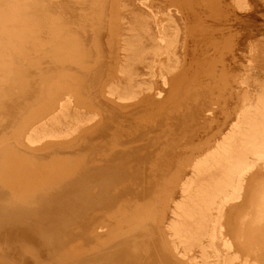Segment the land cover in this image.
<instances>
[{"label": "rangeland", "instance_id": "374dc122", "mask_svg": "<svg viewBox=\"0 0 264 264\" xmlns=\"http://www.w3.org/2000/svg\"><path fill=\"white\" fill-rule=\"evenodd\" d=\"M119 1L68 0L89 30L88 55L79 49L80 37L68 16L59 21L51 15L63 11V0H47L42 9L46 17L32 27L16 23L18 33L12 36L8 30L14 24L0 25V79L12 87L7 99L0 91V216H6L5 223L0 222V264H177L162 254L158 239L143 224L140 232L145 229L149 242L140 234L136 242L113 244L107 219L116 216L123 226L122 219L134 210L131 203L116 205L119 197L110 184L92 185L97 168L108 167L132 135L159 134L161 139L142 136L144 156L153 160L141 166L153 174L148 168L158 161L157 155L173 158L171 165H161L151 196L163 204L187 159L213 142L221 128L227 131L238 107L254 103L264 90V0H246L244 9L234 0H123L128 50L117 85L120 95L133 100L115 103L105 96V87L120 56ZM176 9L178 22L184 24V34L178 36L183 43H176L172 57L179 63L159 73L155 65L166 62L167 55L159 52L152 18L162 19ZM38 89L40 94L33 98ZM60 93L71 94L78 105L96 112L97 124L72 142L26 149L20 141L26 124L46 114L51 98ZM259 168L264 172L263 165ZM71 189H76L74 196ZM52 207L58 209L49 211ZM136 209L138 216L141 207Z\"/></svg>", "mask_w": 264, "mask_h": 264}, {"label": "bare ground", "instance_id": "6f19581e", "mask_svg": "<svg viewBox=\"0 0 264 264\" xmlns=\"http://www.w3.org/2000/svg\"><path fill=\"white\" fill-rule=\"evenodd\" d=\"M63 1V11L58 13L51 11V15H55L54 18L59 21L68 16V21L74 24L75 34L80 37L79 49L88 55L92 49L88 39L89 30L87 27H83L85 21L79 16L77 6L72 7L70 6L72 2ZM246 3V0H234V5L239 9H244ZM47 6V0H0V25L14 24L12 31L8 30V35L17 34L18 30L13 29L16 28V23L21 22L28 27L36 25L37 21L39 22L40 19L46 17V9H42L47 8ZM124 7L123 0H120L116 9L118 13L116 19L119 18L117 22L120 27L119 52L117 54L120 53V56L116 61L113 77L105 87V96L119 105H128L130 100H133L125 97L126 95L122 96L123 93L120 95L119 84L117 85L118 79L124 73L125 53L128 50L124 32ZM178 12L176 9L166 14V17L162 19L158 16L152 18V20L154 19L153 29L159 43V52L167 55L166 62L164 60V63L155 65L159 73L162 72L163 67H167L169 70L175 66L176 63L172 59L173 55L175 56L174 47L178 46L177 42L183 43V40H180L178 36L184 30L182 29L184 24L178 22L181 20V15H178L180 12ZM20 13H23L22 20ZM180 28L182 29L181 32ZM21 31L25 32V29L23 28ZM2 32L0 30V34ZM42 34L46 35V32ZM41 39L37 37V40ZM52 49L53 45L49 44L47 50L51 52ZM237 77L234 75V81H237ZM0 80V91L3 90L4 98L7 99L10 97L12 87L5 82V78ZM80 82H82V78H80ZM39 91L41 89L32 92L33 98L40 94ZM147 96L145 95L146 98ZM254 101V103L249 102V104L239 106L235 111L236 119L228 130L221 128L219 136L213 142L204 144L198 154L195 153L196 155L187 159L184 167H180L181 173L176 178L174 188L177 189L173 190V188L170 194H167L163 204L158 203L151 196L155 190V180L161 165H169L168 163L171 165L173 158L170 159L171 156L168 157L166 154L168 158L165 159L155 154V157L157 155L155 159L158 161H155L152 166L149 165L148 168L153 174L147 173L145 167L141 165L149 164V158L152 156H144L146 155L143 152L145 149L142 150V147L145 146L146 142L141 141L142 134L132 135L129 141L121 145L120 150L114 153L108 167L97 168L92 185L100 187L106 183L110 184L114 196L119 197L115 200L116 205L131 203L130 207H133L134 210L129 213L128 218L122 219L126 223L123 226L120 225L121 222L117 223L116 216L115 218L110 215L106 216V218H113L107 219V222L111 220L108 233L112 235L115 246L116 242L120 241L123 243H126L127 240L136 242L135 238L140 234V237L143 238L141 240L145 239L146 242H149L150 237L145 238V229L140 232L143 224L147 226L146 231L149 234L153 233L158 239L163 250L162 254L177 264H264V172L259 168L262 165L264 168V90L259 92ZM78 104L69 93L53 95L51 107L46 114L32 120L23 129L20 137L23 146L26 149H44L66 144L77 138L82 131H87L95 126L98 114ZM176 135L175 133L174 138ZM147 136L144 135L143 139L149 140L150 138L151 140L152 137L155 138L156 136H158L156 138H162L159 134L152 135V137ZM147 143L149 144V142ZM152 146L149 147L148 145L149 149ZM168 148L171 149L172 147ZM139 152H141L140 155L143 153V156H138ZM173 154L172 156H174ZM140 169H142L141 172ZM59 178L62 177L59 176ZM122 188L123 191L120 190ZM74 190L76 189L68 191L69 194L74 196L76 193ZM56 194L55 196H57ZM178 194L180 199L176 197ZM242 199L243 202L239 203V200ZM57 201L61 202V199H50V202ZM138 206L141 207V211H139L141 214L137 216L135 210ZM49 209V211L53 209L56 211L58 208ZM4 217L6 216H0V220H3L0 221L2 224L5 223ZM40 234L46 236L44 231H41ZM195 248L196 251H194Z\"/></svg>", "mask_w": 264, "mask_h": 264}]
</instances>
